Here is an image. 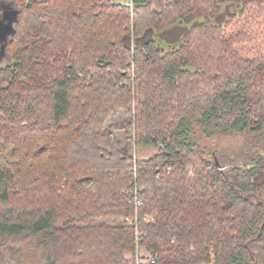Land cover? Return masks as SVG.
Masks as SVG:
<instances>
[{"label":"trees","instance_id":"trees-1","mask_svg":"<svg viewBox=\"0 0 264 264\" xmlns=\"http://www.w3.org/2000/svg\"><path fill=\"white\" fill-rule=\"evenodd\" d=\"M263 7L0 0V264H264Z\"/></svg>","mask_w":264,"mask_h":264},{"label":"rangeland","instance_id":"rangeland-1","mask_svg":"<svg viewBox=\"0 0 264 264\" xmlns=\"http://www.w3.org/2000/svg\"><path fill=\"white\" fill-rule=\"evenodd\" d=\"M112 3L114 4H119V5H126L130 6V0H111ZM263 12L258 13L254 9H248L247 14L244 16V18L248 17L251 15V17L248 19V26L250 27L251 31L253 34H255L258 39L256 41V45L260 46V49H264V7L262 8ZM232 12V11H231ZM242 26L241 24H238L236 28H234V32H238ZM232 29L228 28L227 34L230 33ZM164 36L166 39H174L175 32L174 31H167L164 33ZM2 38V36H1ZM240 143V140L237 139H225L220 142L221 145H231V146H236ZM155 153V151L151 148L147 149H139L136 152V158L137 159H147L150 156H152ZM139 257L141 258V264H147L150 260V255L146 253L143 250L139 251Z\"/></svg>","mask_w":264,"mask_h":264},{"label":"water","instance_id":"water-1","mask_svg":"<svg viewBox=\"0 0 264 264\" xmlns=\"http://www.w3.org/2000/svg\"><path fill=\"white\" fill-rule=\"evenodd\" d=\"M8 33H9V29H7V27L1 28V30H0V42H3L5 40ZM1 36H2V38H1Z\"/></svg>","mask_w":264,"mask_h":264},{"label":"built area","instance_id":"built-area-1","mask_svg":"<svg viewBox=\"0 0 264 264\" xmlns=\"http://www.w3.org/2000/svg\"><path fill=\"white\" fill-rule=\"evenodd\" d=\"M133 192H135V191L133 190ZM134 194H135V193H134ZM134 200H135V202H136L137 205H140L139 203H137V199H136V197L134 198Z\"/></svg>","mask_w":264,"mask_h":264}]
</instances>
